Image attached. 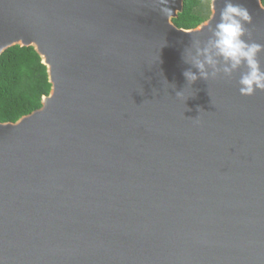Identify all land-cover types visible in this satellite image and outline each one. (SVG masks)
<instances>
[{
  "label": "water",
  "instance_id": "water-1",
  "mask_svg": "<svg viewBox=\"0 0 264 264\" xmlns=\"http://www.w3.org/2000/svg\"><path fill=\"white\" fill-rule=\"evenodd\" d=\"M240 2L264 44L262 0ZM183 6L0 0V55L32 46L51 84L0 121V264H264V91L187 85L224 0L191 28Z\"/></svg>",
  "mask_w": 264,
  "mask_h": 264
},
{
  "label": "clouds",
  "instance_id": "clouds-1",
  "mask_svg": "<svg viewBox=\"0 0 264 264\" xmlns=\"http://www.w3.org/2000/svg\"><path fill=\"white\" fill-rule=\"evenodd\" d=\"M251 23L252 15L240 0H224L219 20L209 28V38L205 42L194 40L182 53L183 62L191 66L183 72L187 85L220 76L231 79L239 73L236 83L240 95L264 91V65L260 61L264 44L251 39ZM176 96L182 97L183 90Z\"/></svg>",
  "mask_w": 264,
  "mask_h": 264
},
{
  "label": "trees",
  "instance_id": "trees-1",
  "mask_svg": "<svg viewBox=\"0 0 264 264\" xmlns=\"http://www.w3.org/2000/svg\"><path fill=\"white\" fill-rule=\"evenodd\" d=\"M183 3V11L173 18L176 25L191 28L208 18L204 0ZM50 88L46 66L32 46L14 45L0 55V121H15L38 108Z\"/></svg>",
  "mask_w": 264,
  "mask_h": 264
},
{
  "label": "rangeland",
  "instance_id": "rangeland-1",
  "mask_svg": "<svg viewBox=\"0 0 264 264\" xmlns=\"http://www.w3.org/2000/svg\"><path fill=\"white\" fill-rule=\"evenodd\" d=\"M204 5H206L208 7V15H210V12H211V9H210L211 0H204Z\"/></svg>",
  "mask_w": 264,
  "mask_h": 264
}]
</instances>
